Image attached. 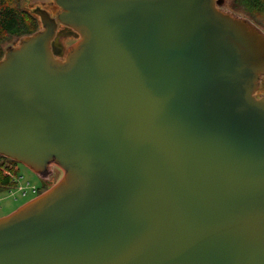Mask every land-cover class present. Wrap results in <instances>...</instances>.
<instances>
[{
	"label": "water",
	"instance_id": "obj_1",
	"mask_svg": "<svg viewBox=\"0 0 264 264\" xmlns=\"http://www.w3.org/2000/svg\"><path fill=\"white\" fill-rule=\"evenodd\" d=\"M55 4L0 59V156L58 171L0 218V264H264L261 30L216 0Z\"/></svg>",
	"mask_w": 264,
	"mask_h": 264
},
{
	"label": "rangeland",
	"instance_id": "obj_2",
	"mask_svg": "<svg viewBox=\"0 0 264 264\" xmlns=\"http://www.w3.org/2000/svg\"><path fill=\"white\" fill-rule=\"evenodd\" d=\"M222 1V9L224 12H230L235 16L241 19H247L248 21L252 22L261 32L264 34V22L259 19L260 17H252L249 18L247 13L244 11H236L231 8V2L234 0H216ZM20 9H23L25 12L33 15L37 21L39 22L38 30L41 29V24L39 18L33 14V10L36 8H42L47 10L52 17H56L58 13H60V9L55 4V0H21L20 1ZM21 37L12 38L10 41L5 42L1 45V51L4 53L7 47H16L19 44ZM77 38L74 37H67V38H59L56 39V43L58 47L62 51H66L72 45L75 44ZM3 57V56H2ZM256 99H264V76L261 77L259 86L257 91L254 94ZM18 168V178L21 177L18 186L25 187L28 183L29 187L25 188L26 196L21 197L20 193L15 190H0V218L6 217L7 215L15 212L19 207L24 205L25 203L33 200L36 196L41 195L48 191L51 187H53L56 183H58V171L56 169V165L52 164L50 173H48L47 177H41L37 174H34L30 171L27 167L22 164L17 163ZM34 187L38 190V195L33 194L31 188Z\"/></svg>",
	"mask_w": 264,
	"mask_h": 264
},
{
	"label": "trees",
	"instance_id": "obj_3",
	"mask_svg": "<svg viewBox=\"0 0 264 264\" xmlns=\"http://www.w3.org/2000/svg\"><path fill=\"white\" fill-rule=\"evenodd\" d=\"M21 0H0V59L4 55L1 45L12 38L23 37L35 33L39 22L37 19L20 9ZM231 8L244 11L248 17H260L264 22V0H234ZM17 163L0 156V190L13 185L12 177L17 175ZM39 190V189H37Z\"/></svg>",
	"mask_w": 264,
	"mask_h": 264
},
{
	"label": "built area",
	"instance_id": "obj_4",
	"mask_svg": "<svg viewBox=\"0 0 264 264\" xmlns=\"http://www.w3.org/2000/svg\"><path fill=\"white\" fill-rule=\"evenodd\" d=\"M20 180H21V177L18 178V174H17V175H14V176L12 177V182H13L14 184L11 185V186H9V187H7L6 189H8L7 191H9V190H15L16 192L18 191V192L20 193L21 197H25V196L27 195V194H26V191H25V188H26V187H29V184L27 183V184L25 185V187L18 186ZM31 191H32L33 194L38 195V194H37V193H38V190H37L36 188L32 187V188H31ZM36 197H37V196H36Z\"/></svg>",
	"mask_w": 264,
	"mask_h": 264
},
{
	"label": "flooded vegetation",
	"instance_id": "obj_5",
	"mask_svg": "<svg viewBox=\"0 0 264 264\" xmlns=\"http://www.w3.org/2000/svg\"><path fill=\"white\" fill-rule=\"evenodd\" d=\"M42 9V8H41ZM47 11V10H46ZM48 12V11H47ZM49 13V12H48ZM51 16V15H50ZM57 16V15H56ZM52 17V16H51ZM52 18H56V17H52ZM68 29L67 28H65V26H63V25H58V28H57V31H56V35H55V38L54 39H59V38H67V37H65L64 35H66L67 33H68ZM56 42V41H55ZM61 51V54H60V56L59 57H57V58H59L60 60H64V58H65V56H66V51H62V50H60ZM38 177H39V175H38ZM47 177V176H46ZM43 178V177H42Z\"/></svg>",
	"mask_w": 264,
	"mask_h": 264
}]
</instances>
